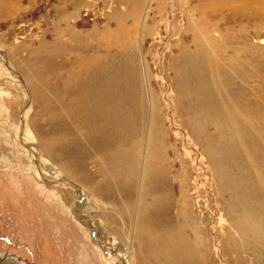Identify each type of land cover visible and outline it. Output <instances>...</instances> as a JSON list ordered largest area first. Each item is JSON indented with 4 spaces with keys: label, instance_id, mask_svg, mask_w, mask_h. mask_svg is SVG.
I'll list each match as a JSON object with an SVG mask.
<instances>
[{
    "label": "rangeland",
    "instance_id": "374dc122",
    "mask_svg": "<svg viewBox=\"0 0 264 264\" xmlns=\"http://www.w3.org/2000/svg\"><path fill=\"white\" fill-rule=\"evenodd\" d=\"M201 42L207 57L193 70ZM95 63L133 76L141 138L163 134L172 198L151 228L201 236L191 264H264V243L250 251L234 224L240 189L253 184L249 204L264 205V158L243 154L237 190L226 189L208 151L224 133L214 105L199 104L203 90L244 114L262 134L247 150L264 153V0H0V264H114L117 253L159 264L138 233L154 193L141 173L126 183L106 171L84 93L79 104L69 90ZM105 137L133 144L123 126Z\"/></svg>",
    "mask_w": 264,
    "mask_h": 264
},
{
    "label": "bare ground",
    "instance_id": "6f19581e",
    "mask_svg": "<svg viewBox=\"0 0 264 264\" xmlns=\"http://www.w3.org/2000/svg\"><path fill=\"white\" fill-rule=\"evenodd\" d=\"M198 49L199 57L198 55L194 57V61L197 59L198 63L193 64V70H195V67L198 64V70H201V62L203 63V59L205 61L207 57L204 42L200 43ZM50 52H52V50H50ZM49 54L51 55V53ZM124 64L127 63L125 62ZM96 65L97 63H95L94 66L92 65L91 68L89 67L90 76L87 75L89 76L87 77L89 80H80L76 85L70 87L69 90L71 89V92L74 95L73 98L77 100L74 103H79L77 97L79 94L84 93V98L88 103V114H86L88 117L86 123L89 127L93 128L92 130L101 131V137L97 144L99 148L97 149L104 151L102 160L107 168L106 171L114 175L124 176L123 178L126 180V183L128 180H132L137 173H141L142 181L145 184L144 186L147 187V193L149 195H151L152 192L154 193L151 203L142 201L141 206L139 205L141 209V218L138 233L143 235L142 242L148 245L150 249L149 255L158 261L159 264L194 263V261L201 256L199 253V248L203 246L201 236L197 235L196 238L191 241L184 235L182 230H174L172 225L163 228L162 223H158L159 229L156 227L155 231L151 228L154 219H158L159 216H161L160 214L169 209L172 198H170V190L168 189L170 178L168 177V169L165 165L167 159L165 156V145L163 139H161L163 138V134L157 129V126H153L150 130L151 132L147 142L143 140V137L141 138V132L139 129V104L143 105V98H141L133 88L134 81H130V77L132 78L133 76L125 73L123 66H119V68L116 67L114 68V71L109 70V72H107V65ZM193 70H191V75ZM111 74H114V77H116L114 82H111L106 78L111 76ZM201 97L199 104L206 107L207 110L214 105L216 109L214 110L215 122L221 126V129L223 130L222 134L224 133L221 137V145L216 148H209L208 151L212 162L218 170L217 172L224 180L225 188L231 191L235 187V183L231 178L232 166L235 169L237 166H240V164L242 165L243 162L241 157L244 155H247L248 157L262 156V158H264V153L258 149V146H256L257 151H252L251 149L247 150V147L250 144L254 145V143L261 140L262 134H260V132H257L259 135L252 134V127L245 126L244 114L239 113L238 115V113L235 114L234 112H231L232 105L229 103H225V105L221 104L222 107L218 106L220 104L215 103V101L212 102L208 93L206 91L203 92V90L201 91ZM220 101L218 103H220ZM72 107L74 108L75 106ZM68 112L69 111H67V113ZM120 126H123L124 129L127 130L128 135L129 133L132 134V147L126 148L123 146V139L120 144V141H117L116 143L105 137L108 129H120ZM138 136H140L139 139L136 141L133 140V138H138ZM119 138L120 136H116V139ZM248 181L246 182L248 183ZM252 185L253 184H251V187ZM232 186L234 187L232 188ZM251 187H249V189ZM236 188L237 187H235V189ZM253 189L254 188H252V190ZM248 191H245V189H240L238 191V197H236L237 199L235 200L240 202V205L242 204L239 209L241 215L240 219L236 218L237 221L234 224H236V228H238L244 239L246 238L245 242L247 243L249 250L255 252L264 243V205L263 203H259L256 206L249 204L251 190L247 193ZM242 192L244 194L246 193L243 198L240 197ZM81 199L80 196L77 200V204L80 205V201H82ZM75 211L76 218L83 222V214L78 212V210ZM231 211L234 210L231 208ZM153 214L155 215L154 219ZM94 240H96V244H99V246H102L105 249V254L109 258L113 257L110 248L107 247L108 245L105 246V244L100 241V238H97L96 234L94 235ZM126 258L125 255L117 253L116 257L113 259L115 263H113L130 264L129 260Z\"/></svg>",
    "mask_w": 264,
    "mask_h": 264
},
{
    "label": "water",
    "instance_id": "95a60500",
    "mask_svg": "<svg viewBox=\"0 0 264 264\" xmlns=\"http://www.w3.org/2000/svg\"><path fill=\"white\" fill-rule=\"evenodd\" d=\"M79 198L77 197V200H78Z\"/></svg>",
    "mask_w": 264,
    "mask_h": 264
}]
</instances>
